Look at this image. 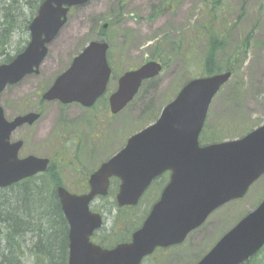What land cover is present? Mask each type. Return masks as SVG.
Instances as JSON below:
<instances>
[{
	"label": "water",
	"instance_id": "95a60500",
	"mask_svg": "<svg viewBox=\"0 0 264 264\" xmlns=\"http://www.w3.org/2000/svg\"><path fill=\"white\" fill-rule=\"evenodd\" d=\"M90 0H44L30 24L31 40L10 63L0 65V95L8 85L39 73L49 44L68 20L71 7ZM107 26V25H106ZM109 43L91 41L44 94V99L92 105L105 92L112 68ZM163 64L151 60L126 71L110 97L114 114L123 110L144 81L158 76ZM232 71L188 81L162 110L159 118L133 134L125 147L104 162L90 177V190L75 194L61 186L58 195L69 223L68 264H141L157 247L182 243L207 217L227 202L242 198L264 174V124L245 136L207 145L200 135L215 95L230 80ZM29 113L9 121L0 104V187L47 169L48 160L18 157L21 143L12 132L33 123ZM165 171L171 179L142 226L129 242L105 248L92 240L104 218L91 209L97 196L108 194L110 177L121 180L117 203L137 205L152 180ZM264 246V200L229 230L197 264H242Z\"/></svg>",
	"mask_w": 264,
	"mask_h": 264
},
{
	"label": "rangeland",
	"instance_id": "374dc122",
	"mask_svg": "<svg viewBox=\"0 0 264 264\" xmlns=\"http://www.w3.org/2000/svg\"><path fill=\"white\" fill-rule=\"evenodd\" d=\"M262 6L264 0H224L223 7L218 9L217 23L219 20L228 22L219 30L227 40V49L219 55V59L230 54L240 40L250 35L244 64L236 76L230 78L215 96L207 118L208 126L218 127V131L224 133L226 139L243 137L264 124V11L260 12ZM213 9L216 11L212 0H91L84 6L72 8L67 23L49 45V53L41 65L40 73L27 76L4 91L1 100L6 115L12 118L15 112L23 111L29 104L34 105L40 89L49 87L77 54L91 41L98 39L100 30L104 29L106 24L108 27L105 30L111 37L109 43L113 51L111 60L114 74L109 84L110 90L114 89L119 75L129 69L138 68L151 59L150 47L158 40L167 37L177 40L196 39L190 61L184 52L173 55L161 73L144 84L127 108L118 114L101 115L105 122L96 131L99 139L93 143L89 137H83L82 155L85 157L87 154H93V158L88 157L84 163L90 170L95 169L123 147L131 135L152 123L155 116L175 98L180 88L192 76L200 75V58L204 56V49L209 44L208 37L203 34L206 32L203 24L207 20H214ZM28 12L26 9L20 13V26L23 25L22 21L32 18ZM197 28V32H200L199 38L194 37ZM28 39V32L20 29L15 31L11 42L5 45V51L15 55L19 49L25 47ZM187 44L188 42L185 46ZM1 46L4 45L0 43V62L4 57ZM165 52L169 56L170 49ZM235 94L240 98H236ZM44 111L43 117L36 124L39 126L44 118L49 117L50 121L45 124L52 127L59 117V114L58 117L56 114V104H44ZM33 136L29 138L30 149L42 150V140L48 138L43 136L35 140ZM69 175L72 179H80L79 176ZM152 194L153 191L139 204L140 213L147 212L153 203ZM263 199L264 175L251 186L245 198L232 201L216 210L184 243L158 250L143 264H196L222 235ZM109 201L110 199H101L99 203L106 204ZM45 209L47 206L38 210L44 221L47 218L44 215ZM37 217L38 214L36 219ZM113 225L114 214L106 216L105 227L110 230ZM121 226L123 228L124 224ZM254 258V264H264V249Z\"/></svg>",
	"mask_w": 264,
	"mask_h": 264
},
{
	"label": "trees",
	"instance_id": "16d2710c",
	"mask_svg": "<svg viewBox=\"0 0 264 264\" xmlns=\"http://www.w3.org/2000/svg\"><path fill=\"white\" fill-rule=\"evenodd\" d=\"M43 0H4V10L8 12L4 28L1 32V52L4 55L0 62H10L15 55H10L5 50L7 44L11 42L14 35L16 12L18 14L27 9L32 14H36ZM214 20H207L203 24L206 32L204 35L208 38L209 44L204 49V56L200 58L201 75H211L227 70L233 72V77L244 64L245 57L249 48L250 35L244 37L236 44L235 48L227 56L219 55L227 49V40L220 34V27L226 26L227 20L218 19V9L223 7L224 0H212ZM264 11V6L260 7V12ZM11 14H13L11 16ZM223 18V17H222ZM241 18V17H240ZM24 25L19 26L22 31L28 32V26L31 21L25 20ZM18 29V30H19ZM195 31V38H199L200 32ZM228 32V31H227ZM104 37L109 42L111 37L108 31L101 29L99 38ZM193 38V37H192ZM195 40L188 39H161L151 45V59L159 60L168 65L172 56L183 53L190 61L192 58L193 46ZM185 46V43H187ZM170 49L169 56L165 52ZM23 50L19 49L17 53ZM193 52V53H192ZM196 52L198 50L196 49ZM16 53V54H17ZM232 77V78H233ZM239 95L238 92H236ZM236 94V98L238 97ZM150 108V105H148ZM160 114V113H159ZM155 116V120L158 118ZM154 121V120H153ZM217 128V129H216ZM209 127L206 122L205 128L201 134L200 141L202 144L209 142L221 141L226 138L225 134L218 131V127ZM48 199V200H47ZM106 201V204L99 203L100 200ZM47 206V218L44 219L38 210ZM139 206V205H138ZM138 206L118 207L116 194L109 192L107 197H101L93 204V209L104 213L106 216L114 214V225L109 230L105 226L94 235V241L104 247H113L119 242L129 241L132 233L141 226L147 212L140 213ZM36 214L38 217L36 219ZM121 224H124L122 228ZM69 225L66 221L61 206L58 202L57 195L54 193H33L15 190V186L3 189L0 188V264H68L69 258ZM256 257V256H255ZM256 258H252L244 264H254Z\"/></svg>",
	"mask_w": 264,
	"mask_h": 264
},
{
	"label": "flooded vegetation",
	"instance_id": "af4514ba",
	"mask_svg": "<svg viewBox=\"0 0 264 264\" xmlns=\"http://www.w3.org/2000/svg\"><path fill=\"white\" fill-rule=\"evenodd\" d=\"M16 13H17L16 19L14 20V22L16 25L15 28H17L16 31H18L21 23H19L20 14H18V12ZM30 13L31 12L29 11L28 14ZM12 15L13 14H11V16ZM32 15L33 17L31 18V20L35 17V14ZM6 16L8 17L9 15L8 12L4 10V1L0 0V29H3L5 27L3 24L7 20ZM22 22L23 25L24 23H26L25 20ZM30 23L28 26V31L30 29ZM0 39H2L1 32H0ZM28 43L29 41L26 43V46L28 45ZM112 52H113L112 48H109L107 55L113 70V64H112L113 61H110V56ZM74 58L72 59V62L74 61ZM39 73H33V74L37 75ZM113 74L114 72H112L111 79L113 77ZM121 75L117 77L115 87L114 89L111 90L109 89V84L111 81L110 79L105 92H103V94H101L92 105H85L81 102H76V101L70 103H63L60 100H47L44 99V94L46 93V91L50 86L41 88L40 91L36 94V98H37L36 103L34 105L29 104L28 108L24 109L23 111L15 112L12 118H9V116L6 115L5 107L3 106L1 100V97L3 95L2 94L0 97V103L3 106L5 116L8 120L11 121L18 116H24L33 112L39 114V118H37L33 123H29V122L24 123L18 126L11 134L10 141L12 143L15 144L21 143L20 149L18 151V157L20 159H25L32 155L42 160L47 159L48 165H47V169L44 171H39L9 186L0 187V188L9 189V187L15 186V190L22 192L45 193V194L54 193L57 195L61 209H62V205L58 195L59 187L63 186L70 192L76 194L89 192L91 175L101 166L102 163L108 161L120 150H122L128 141L127 140L123 147H121L116 153H114L112 156H110L105 161H103L95 169L90 170L87 164L84 163V161L88 159V157L93 158L91 156L93 154H87L85 157L82 155L81 147L83 145V137L84 136L89 137L88 139H92L93 143L95 140L99 139V135L96 134V131L100 128V125H103L102 123L105 122L101 118V115H103L104 113H108V114L111 113L110 97L118 89L119 79ZM50 102L56 104L57 117L59 114L57 122L55 121L53 123V126L50 127L45 124L46 122L50 121V118L46 117L44 118L42 123H40L39 126H37L36 124L37 121H39L45 113L44 104ZM33 130H35V132H32ZM32 135H34L33 138L35 140L38 138L40 139L43 136L48 138L46 140H42L43 141L42 150H35L32 148L30 149L31 145L29 142V138ZM69 146H71V148ZM68 173L74 175L75 177L79 176L78 178L80 179L79 180L72 179ZM170 179H171V171H165L160 176L152 180L151 184L144 192L139 202V204H141V202L147 196H149V194L153 191L152 200L154 201L151 204V206L148 208L147 213H149L155 202L160 199L161 194L164 188L170 182ZM120 186H121L120 178H118L117 176H111L108 193L112 191L117 195L120 191ZM151 256H149L148 258H150Z\"/></svg>",
	"mask_w": 264,
	"mask_h": 264
}]
</instances>
